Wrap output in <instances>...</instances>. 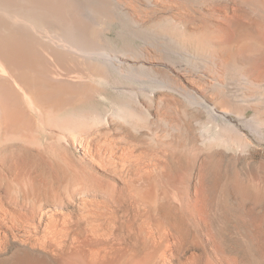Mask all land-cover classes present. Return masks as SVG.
Returning a JSON list of instances; mask_svg holds the SVG:
<instances>
[{
	"label": "bare ground",
	"instance_id": "6f19581e",
	"mask_svg": "<svg viewBox=\"0 0 264 264\" xmlns=\"http://www.w3.org/2000/svg\"><path fill=\"white\" fill-rule=\"evenodd\" d=\"M240 1L250 9L253 17L245 18L237 10L228 12V9L215 6L213 0H0V133L9 137V141H31L43 126L51 136L73 145L76 143L93 169L107 174L109 179H105L110 182L136 186L137 197L149 205L153 214L163 215L175 229V223L162 213L166 194L161 191L160 194H164L161 196L156 190L157 194L155 188L148 183L150 189L147 180L144 181L142 170L150 166L151 160L148 162L141 152L130 153L127 146L120 145L129 139L127 129L115 123V127L122 128L123 137L119 141L115 139L117 143L109 141L108 154L101 152L100 155L91 146L94 142L90 145L89 140L85 141L87 129L82 126L91 118L95 121V117L107 120L109 111L101 107L104 96L110 100V114L115 112L121 116L118 120L135 116L148 118L153 124L163 116L167 129L179 130L187 142L181 134L183 143L190 146L196 143V135L190 127L192 121L189 124L185 117L186 122L182 123L176 117L178 108L185 102L193 107L191 118L201 120L205 110L210 117L207 121L227 126L224 131L232 132L235 146L245 145L242 139L245 129L260 135L264 117L247 116L246 110L251 108L262 114L259 109L264 107V25L261 22L264 0ZM192 19L198 23L190 25ZM112 31L114 36L110 35ZM192 53L197 54V58L205 57L207 64H203V73L196 72V63L189 62L187 55ZM229 84L234 87V94L227 93ZM150 104L156 105L154 111ZM160 105L166 107L164 115L159 112ZM187 109L184 111L191 112ZM104 123L107 128L113 122ZM228 135L224 138L229 142ZM220 136L218 139L223 137ZM210 139L212 141L213 137ZM15 160L12 165L10 161L7 171L35 182V169L27 166L28 161ZM209 187L212 188L211 183ZM56 227L49 231L47 227L46 230L39 227L23 238L14 235V248L9 252L3 253L5 248L0 242V264H152L151 261H168L166 249L141 254L134 248L136 246L127 244L113 247L98 243L85 247L66 243L61 239L64 226ZM96 230L91 227L86 233L96 234ZM177 236L183 240V236ZM239 239L246 243L244 246L248 250L256 251L250 245L253 235H241ZM234 260L237 264L243 263L240 256L236 255ZM201 262L194 256L180 264H207Z\"/></svg>",
	"mask_w": 264,
	"mask_h": 264
},
{
	"label": "rangeland",
	"instance_id": "374dc122",
	"mask_svg": "<svg viewBox=\"0 0 264 264\" xmlns=\"http://www.w3.org/2000/svg\"><path fill=\"white\" fill-rule=\"evenodd\" d=\"M212 3L217 7L228 9V12L233 10H237L240 14L242 12L241 15L245 18L252 16L250 9L240 0H213ZM194 20H191L190 25L198 23ZM261 22L264 25V20ZM114 34V31L110 32L111 36ZM190 55H187L189 62L193 61L198 66V68L194 66V70L203 73L205 68L203 64H207L205 57L197 58L198 55L194 53ZM187 57L184 58L185 61ZM226 91L231 95L234 94L235 89L229 84ZM101 100V107L104 106L109 111L107 120H112L113 123L107 125V129L104 123L107 120L102 121L98 117H95L96 119L93 117L94 121L91 118L92 120L86 122V126L85 124L82 126L87 129L85 141L89 140L90 145L94 142L91 146L96 149V153L108 154V149L106 150L109 148L108 142L112 140L117 143L123 137L120 130L122 128L117 125L115 127V123L123 125L130 136H127L129 139L126 143L120 145L127 146L130 153L141 152L145 160H151L148 161L150 166L142 170L145 175L144 181L147 180V187L155 188L154 192L157 194L158 192L159 195L163 192L166 194L162 213L169 216L176 228L173 229L163 215L159 216V213L156 215L150 211L149 205L137 197L136 186L131 187L113 180L110 182L111 180H107L109 179L107 174L92 168L76 143L73 145L57 136L53 137L45 127L40 126L38 136L31 141L26 139H10L9 141V137L0 133V158L2 159H0V242L5 248L3 253L14 248L12 240L15 237L23 238L32 235L39 227L45 230L47 227L49 231L50 228L54 229V226L58 227L55 229H59L63 225L65 230L63 229L61 239L66 243L72 242L85 247H93L98 243H106L113 247L127 244L136 246L134 248L141 254L166 249L168 261H151L152 264H180L194 256H197L201 263L237 264L234 260L236 255L242 258V264H264V126H261V134H257L259 136L250 129H245L247 134L246 136L244 134L242 139L246 143L240 148L232 142V132L224 131L227 126L219 124L220 127H218L216 122L209 120L208 122L207 118L210 117L205 110L206 113L203 112L201 120L191 118L193 107L185 102L180 106L182 109L178 108L177 113L180 114L176 115L177 121L186 122L187 118V122L190 121L189 124L192 121L193 126L190 125V127L196 135L194 145L199 146L197 148L194 145L185 144L187 143L185 136L179 130H168L163 116V119L161 117V120L153 124L148 118L141 119L135 116L129 119L131 122L123 121V118L118 120L121 117L117 116L118 113L110 114L112 112L110 100L104 96ZM161 106L158 109H161L159 112L164 115L166 107ZM150 109L154 111L156 105L150 104ZM186 109H191V112H185ZM259 111L262 114L255 113L249 108L246 114L247 116L255 114V117L260 115L263 118L264 107ZM179 117L183 118L179 119ZM212 123L215 125L212 126ZM181 134L185 143L182 141ZM227 135L230 136L229 142L225 139ZM102 136L103 139H101ZM218 136L226 141L222 138L218 139ZM211 137H213L212 141ZM216 138L222 142H218ZM184 144L187 145V149ZM119 151L123 152V150ZM18 156L20 158L15 160ZM10 157L13 161L24 159L23 161L26 162L27 160V166L35 169L33 174L36 181L33 182L28 177L19 176V178L9 173L10 161L11 165L13 164ZM170 180L173 181L170 182L172 184H169ZM210 183L212 188L209 187ZM202 201H204L203 205ZM242 212L245 214L243 215ZM91 227L97 229L96 234L86 233ZM247 233L253 235V243L250 245L256 248L255 252L252 248L248 250L245 247L246 243L239 239L241 235H248ZM178 234L183 236V240L178 239ZM243 247L247 249V252Z\"/></svg>",
	"mask_w": 264,
	"mask_h": 264
}]
</instances>
